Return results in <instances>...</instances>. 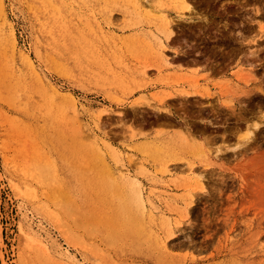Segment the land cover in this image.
<instances>
[{"label":"rangeland","instance_id":"rangeland-1","mask_svg":"<svg viewBox=\"0 0 264 264\" xmlns=\"http://www.w3.org/2000/svg\"><path fill=\"white\" fill-rule=\"evenodd\" d=\"M144 1L2 0L0 264H264V0Z\"/></svg>","mask_w":264,"mask_h":264},{"label":"bare ground","instance_id":"bare-ground-1","mask_svg":"<svg viewBox=\"0 0 264 264\" xmlns=\"http://www.w3.org/2000/svg\"><path fill=\"white\" fill-rule=\"evenodd\" d=\"M184 2H186V0H183ZM190 1V0H189ZM189 1H188V3H189ZM133 3L134 4H137V5H141V4H147V2H145L144 0H133ZM189 5V4H188ZM187 5V6H188ZM187 8V7H186ZM0 18L2 19V21H4L5 22V14H4V12H3V9H2V0H0ZM174 22V21H173ZM264 27V26H263ZM173 32V31H172ZM172 35V34H171ZM169 39V38H168ZM254 55V54H253ZM28 60V59H27ZM28 62V64H29V66H30V68L32 69V67H31V63H30V61H27ZM222 71V70H221ZM224 72V71H223ZM180 82V81H179ZM192 95H199V96H204L205 94H200V93H198V92H194V93H189V92H186V93H182V94H180V96H183V97H185V98H189L190 96H192ZM196 100V99H195ZM166 109V108H165ZM133 112H135V111H133ZM167 114H169V112H166ZM121 116V115H120ZM165 116V115H164ZM167 117V116H166ZM161 118V117H160ZM164 118V117H163ZM172 118V117H171ZM160 120V119H159ZM183 121H184V119H183ZM169 122H171V121H169ZM162 123V122H161ZM178 123V122H177ZM164 124V123H163ZM187 124V122L185 121V125ZM204 124V123H203ZM206 125H207V123H205ZM169 125H170V123H169ZM186 126H188V124L186 125ZM204 126V125H203ZM202 126V127H203ZM171 163H173V162H171ZM169 165V164H168ZM168 165H165V167H164V169L163 170H166V171H169V166ZM174 166H176L175 164H173ZM173 167V166H172ZM191 167V166H190ZM144 174V173H143ZM200 177H202V176H200ZM200 181V180H199ZM202 184H203V182H202Z\"/></svg>","mask_w":264,"mask_h":264}]
</instances>
